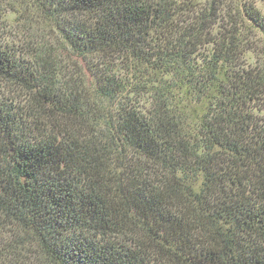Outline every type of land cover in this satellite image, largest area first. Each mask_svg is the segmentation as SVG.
Wrapping results in <instances>:
<instances>
[{
  "label": "trees",
  "instance_id": "trees-1",
  "mask_svg": "<svg viewBox=\"0 0 264 264\" xmlns=\"http://www.w3.org/2000/svg\"><path fill=\"white\" fill-rule=\"evenodd\" d=\"M253 36L252 0H0V264H264Z\"/></svg>",
  "mask_w": 264,
  "mask_h": 264
},
{
  "label": "rangeland",
  "instance_id": "rangeland-1",
  "mask_svg": "<svg viewBox=\"0 0 264 264\" xmlns=\"http://www.w3.org/2000/svg\"><path fill=\"white\" fill-rule=\"evenodd\" d=\"M197 2L200 3V7H204V5L209 1V0H196ZM254 1L255 5L264 12V0H252ZM4 7V15L5 18L8 20V32H9V37L5 39V41L8 42H17L16 38H19L20 40L24 39V40H28L31 39L34 33H42L40 31L39 28H37V24H33L31 25V27H28L27 29L21 27L22 23L19 21H14V17L16 16V13L9 9V6H7L6 4H3ZM11 34V35H10ZM57 33H49V35H46V39H49L51 42L56 43L57 41ZM252 41L254 45H252V50L248 51V53L246 54L247 58L243 59V62L245 63V65L247 66H256L258 65V63H262L263 60V51L262 48L263 46L261 45L260 42L255 41V39L257 38L256 36L252 37ZM33 41L34 39H39L38 37H34L33 36ZM59 58V62H58V67H60V74H59V78H60V82L63 84L65 82H67V80L70 79H82L83 81L86 80L88 74L86 72V70H84V63L80 60V58H78L77 56H75L74 54H72L69 50L67 49H63L62 47H60L57 50V55ZM87 87H89L87 85ZM6 91H5V96H10L13 98V101L15 104L18 105H22L23 104V93L22 92H14L13 88L6 86ZM21 96V97H20ZM93 104H95L98 107L97 103L92 102ZM139 105L140 106H148V103L146 102V99H142L139 100ZM95 107V106H93ZM1 242V241H0ZM8 258L6 259V264H32L31 262H28V260H25V262H17L15 261V259L11 258V255L8 253Z\"/></svg>",
  "mask_w": 264,
  "mask_h": 264
}]
</instances>
